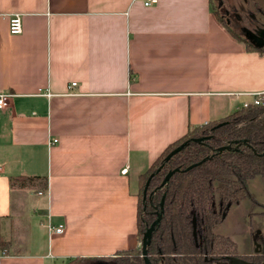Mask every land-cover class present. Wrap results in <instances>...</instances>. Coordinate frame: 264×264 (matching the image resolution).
I'll list each match as a JSON object with an SVG mask.
<instances>
[{
	"label": "crops",
	"instance_id": "1",
	"mask_svg": "<svg viewBox=\"0 0 264 264\" xmlns=\"http://www.w3.org/2000/svg\"><path fill=\"white\" fill-rule=\"evenodd\" d=\"M142 1L0 0V264L136 248L140 176L188 129L264 94V53L209 0Z\"/></svg>",
	"mask_w": 264,
	"mask_h": 264
},
{
	"label": "trees",
	"instance_id": "2",
	"mask_svg": "<svg viewBox=\"0 0 264 264\" xmlns=\"http://www.w3.org/2000/svg\"><path fill=\"white\" fill-rule=\"evenodd\" d=\"M209 2L211 13L234 40L248 51L264 53V47L258 48L243 34H237L214 8L213 0ZM261 98L259 104L250 102L218 123L188 129L164 149L139 178L136 214L139 246L96 260L98 264H144L140 256L141 239L160 213L163 196L161 218L146 248L150 264H230V259L235 258L251 262L264 259V235L258 240V255L253 258L240 256L234 241L212 231L241 200L248 198L259 205L249 193L248 185L254 178L264 182V94ZM184 142L178 153L165 160L171 150ZM221 147L228 149L218 152ZM193 164L198 165L187 169ZM174 169L178 171L161 185L167 172ZM260 206V216L264 218V205ZM0 249L5 250L3 243Z\"/></svg>",
	"mask_w": 264,
	"mask_h": 264
},
{
	"label": "rangeland",
	"instance_id": "3",
	"mask_svg": "<svg viewBox=\"0 0 264 264\" xmlns=\"http://www.w3.org/2000/svg\"><path fill=\"white\" fill-rule=\"evenodd\" d=\"M222 18L235 32L241 35L245 29L251 35L264 31V0H213ZM225 117L212 121L214 124ZM249 193L259 205L246 198L233 205L224 219L213 228V233L230 238L236 244L239 255L247 256L254 252L258 240L264 235V218L260 216L264 205V182L254 178L248 185ZM73 264H93L79 261Z\"/></svg>",
	"mask_w": 264,
	"mask_h": 264
},
{
	"label": "water",
	"instance_id": "4",
	"mask_svg": "<svg viewBox=\"0 0 264 264\" xmlns=\"http://www.w3.org/2000/svg\"><path fill=\"white\" fill-rule=\"evenodd\" d=\"M246 38L249 39V40L252 39L250 35H247ZM253 45L256 46V47H258V48H260V47H263L264 43L259 44V43L254 42ZM196 141H199V139L196 140ZM185 144H186V142L180 144L179 146H177L176 148H174L173 150H171V152H169V154H167V156L165 157V160H168L170 157H172L173 155H175L176 153H178L185 146ZM226 149H228V147H221V148L218 149V152L223 151V150H226ZM198 164H193L190 167H188L187 169H191V168L195 167ZM177 171H178V169H174V170H171V171L167 172V174L164 176V178H163V180L161 182V185H164L169 180V178L173 175V173H175ZM148 183H149V179L147 180V182L145 184V187L143 189V198H145V194H146V190H147ZM163 202H164V196L161 198V201H160V204H159L160 213H158L156 215V219L150 224V226L144 232V234L142 236V239H141V258L143 259L144 264H150L149 263V260L147 258V250H146V248H147V246L150 243L151 234H152L155 226L160 221L161 213H162ZM232 264H253V263H249V262H246L244 260H241V259L236 258V259H234L232 261ZM261 264H264V261Z\"/></svg>",
	"mask_w": 264,
	"mask_h": 264
},
{
	"label": "built area",
	"instance_id": "5",
	"mask_svg": "<svg viewBox=\"0 0 264 264\" xmlns=\"http://www.w3.org/2000/svg\"><path fill=\"white\" fill-rule=\"evenodd\" d=\"M142 4L144 7H151L155 4H157V0H143ZM8 32L10 35H19L22 32V23H21V16L19 14H13L9 20H8ZM72 86H75V84H72ZM46 97L50 96V93L46 91L44 93ZM9 94L2 93L0 94V109H4L9 107ZM261 94L256 95L253 100L251 101L253 104H259L261 102ZM245 104L244 106H246ZM58 142L57 139L55 138H49L47 145L48 147L56 144ZM122 173H126V169L122 170ZM47 230L49 233H55V234H60L62 232V227L61 226H47Z\"/></svg>",
	"mask_w": 264,
	"mask_h": 264
},
{
	"label": "flooded vegetation",
	"instance_id": "6",
	"mask_svg": "<svg viewBox=\"0 0 264 264\" xmlns=\"http://www.w3.org/2000/svg\"><path fill=\"white\" fill-rule=\"evenodd\" d=\"M241 34H243V36H245V38H246L247 35H250L252 39L251 40H249L247 38L246 39L248 41H250L252 44H254V42L259 43V44L264 43V31L263 30H258V32L255 35H251L247 30L244 29L241 32ZM263 47H264V45H263ZM256 250H257V247H256L254 252L250 253L249 255H247L245 257L256 258L257 255H258V253H256ZM140 256H141V245H140ZM240 256H242V255H240ZM238 259H240V258H238ZM233 260L234 259H230V264H232ZM241 260H243V259H241ZM244 261L249 262V263H253V264H261V263H263L264 259L262 261H252V262L250 260H244ZM100 264H106V263H100Z\"/></svg>",
	"mask_w": 264,
	"mask_h": 264
}]
</instances>
